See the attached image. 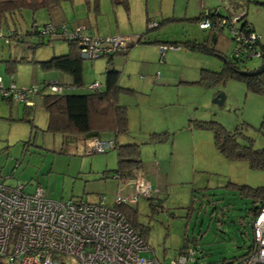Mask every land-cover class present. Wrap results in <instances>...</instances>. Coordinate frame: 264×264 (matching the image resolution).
<instances>
[{"label": "rangeland", "instance_id": "obj_1", "mask_svg": "<svg viewBox=\"0 0 264 264\" xmlns=\"http://www.w3.org/2000/svg\"><path fill=\"white\" fill-rule=\"evenodd\" d=\"M209 1L63 0L61 8L69 26H84V32L91 31L95 37L119 35L126 38L127 45L132 43L136 33L148 29L147 16L157 22L175 14L177 19L167 20L158 29L148 32L150 37L161 38L160 43L181 44L178 39L184 36L201 39L206 35L207 31L200 28L198 22L186 19L188 15H184V11L187 8L190 15L198 14L205 10L201 7L203 2ZM243 1L246 18L264 37V0ZM22 15L15 24L8 19L7 26L0 31V77L4 87L13 83L17 87L39 83L41 88L44 81L54 80L52 73L42 70L34 61H22L17 63L12 76L5 71L2 59L10 56L45 59L65 54L69 50L68 42L54 37L49 43L30 47L29 43H16L6 37V32L15 27L24 31L34 19L38 23L48 19L44 9L34 14L24 10ZM227 29L218 31L220 38L215 47L220 55H230L234 47ZM141 46L134 45L128 55L114 57L115 64L121 68L120 82H133L138 90L119 95L128 105L129 135H120L117 139L139 143L142 159H148L145 160L148 165L156 151L160 167L154 164L147 168L152 177L158 173L161 176L162 171L174 166H185L189 170L185 179L193 174V180L187 182L165 183L162 178L161 183L152 184L153 190H160L154 192V196L162 200V206L156 210L145 198L138 200L135 205L138 221L149 227L146 242L150 251L143 255L155 256L161 263L168 264L187 238L197 248L196 262L191 264H222L223 260L246 253L253 242L251 199L241 195L231 184L264 185V169H252L246 161L226 160L213 144L212 131L195 126L192 120L213 119L229 130L246 123L247 127L240 130L250 137L254 148H264V95L248 91L245 83L237 79L210 86L194 82L199 79L201 69L220 70L222 59L215 53L182 46V51L168 49L160 56V47L164 45L154 42ZM262 61L252 56L241 65L252 70L264 63ZM105 64V56L83 59V84L65 88V92L86 93V84L95 80L104 88ZM49 92L46 86L35 93L29 112L23 102H8L0 97V182L9 185L21 182L26 193L40 184L45 195L57 201L94 202L102 197L105 203L112 204L118 192L127 195L132 190L130 180L119 181L114 175L102 177L106 166H116L114 149L85 153L79 148L78 152L69 153L61 134L45 131L48 115L42 95ZM218 92L225 94L222 104L212 101ZM154 131H165L168 138L148 142L149 134ZM191 167H194L192 171Z\"/></svg>", "mask_w": 264, "mask_h": 264}, {"label": "built area", "instance_id": "obj_2", "mask_svg": "<svg viewBox=\"0 0 264 264\" xmlns=\"http://www.w3.org/2000/svg\"><path fill=\"white\" fill-rule=\"evenodd\" d=\"M241 16L205 17L198 25L201 28L227 26L234 42L231 52L235 57H260L255 43L259 35L237 27ZM155 24L151 20L148 26ZM84 28L78 24L47 23L40 30L42 34L63 36L73 42L83 59L100 57L127 45L125 37H95L84 32ZM46 86L56 93L67 88L57 80L46 82ZM86 87L96 89L100 84L93 81ZM38 90L37 84L17 87L13 83L4 87L0 78V94L9 95L16 102L31 105V97ZM86 137L82 139L85 153L104 152L115 143L114 140ZM131 183L132 190L127 195L118 192L114 202L107 204L102 197L94 202L57 201L47 197L40 184L26 193L20 182L14 185L0 182V264H163L155 256L143 255L150 247L139 228L134 227L117 207L120 204L134 206L140 198L154 196L158 189L153 190L140 171H135ZM251 227L253 242L248 253L233 260L232 264H264V205L253 214ZM196 253V245L188 243L168 264H191L196 262Z\"/></svg>", "mask_w": 264, "mask_h": 264}, {"label": "trees", "instance_id": "obj_3", "mask_svg": "<svg viewBox=\"0 0 264 264\" xmlns=\"http://www.w3.org/2000/svg\"><path fill=\"white\" fill-rule=\"evenodd\" d=\"M62 2L63 0H0V31L7 26L8 19L12 20L15 24L18 18L23 16L22 13L24 10H30L34 14L36 11L44 9L48 16V20L44 23H38L34 19L31 25L24 31H19L16 27L11 29L6 32V37H10V39H13L16 43H29L30 47L49 43L54 37H60L67 41L69 46L67 53L53 55L52 57L45 59H33L32 57L26 59L23 56L18 58L15 56L13 58L11 56L6 59L3 58L2 61L5 63V71L8 74L13 76L17 63L22 61H34L46 72L58 71L70 75L72 79L70 88L73 86L78 87L83 84V58L78 55L76 45L65 39L63 36L42 34L40 30L41 27L47 23H52L54 25L67 23L62 14ZM243 2L244 1L241 0H231V3L233 4H243ZM206 11L207 12L205 13V10H202L198 16L186 19L199 22L205 17L210 19H215L216 17H233L230 15H222L217 9H207ZM173 19L174 17L162 18L160 21L155 22L156 24L154 26L148 27V29H153L155 27L159 28L165 21ZM239 20L241 21V24L238 25L236 22L237 27L246 31H254L251 25L246 21L245 13L239 18ZM223 27L203 29L216 34ZM144 33L145 32L140 34L137 41H141L146 34ZM211 41L185 40L181 41V44L175 42L169 43V45H180L188 50L210 52L220 56L222 59L220 70L213 71L210 69H201L199 79L194 82L203 86H210L219 82H224L227 79H237L245 83L248 91L264 95V76H262V73L245 74L240 72V70H250L241 65V63L248 58L235 57L233 52H231L230 55H220L221 53L215 48V45ZM151 42L164 45L163 43H160L159 40H152ZM255 43L260 50V58L264 60V44L261 43L260 38L257 39ZM128 47L129 46L126 45L125 48L111 51L106 55L111 56L115 52H126ZM111 58L112 57H108L107 62H109ZM12 76L11 80H14V77ZM104 76V88L100 86L96 89H89L88 92L81 94L66 93L65 90L62 93H56L49 90V93L43 94L42 102L48 115L45 131L59 133L62 136L70 135L75 137L85 136L92 133H96L99 136L111 135L115 142L112 149L116 152L117 166L113 169L103 171L102 177L114 175L123 181L127 179L131 180L134 177L135 171L143 169V162L140 157L141 152L139 143H123L117 141L118 136L126 135L129 131L127 106L119 103L118 98L122 93L133 94L135 90L119 85V70L113 67H107L104 70ZM0 78L2 80V77ZM37 85L39 88L38 92H41V90L46 87V82H43L41 88L39 83H37ZM63 85L66 86L67 84L63 83ZM0 97L6 99L8 102L13 101L9 95L0 94ZM24 105L28 112L30 108L33 107L32 104L27 105L24 103ZM28 120L32 123L30 118H28ZM192 122L199 128L210 129L212 131L213 144L226 160L246 161L248 166L252 169H264V148H254L250 137L244 135L240 130V127H247L246 123H242L240 126L229 130L222 123L213 119H193ZM32 126L35 125L32 123ZM164 132L165 131H154L150 133L148 142L155 143L167 139L168 134H165ZM106 151L107 150L104 152ZM231 185H234L241 195L251 199L252 215L257 209L264 205V185L257 187L236 183ZM145 199L155 210L162 206V200L158 197L150 196ZM117 207L125 214L134 227L139 228L141 236L146 240L149 227L138 221L137 207L128 204H120L117 205ZM185 239L186 240L178 253L182 252L187 244L191 242L190 239ZM247 253L248 252L246 251V253L229 260L233 261ZM226 261L228 260L226 259L222 262L224 263Z\"/></svg>", "mask_w": 264, "mask_h": 264}, {"label": "crops", "instance_id": "obj_4", "mask_svg": "<svg viewBox=\"0 0 264 264\" xmlns=\"http://www.w3.org/2000/svg\"><path fill=\"white\" fill-rule=\"evenodd\" d=\"M241 1H243V0H241ZM201 7H204L205 8V10H207V9H209V10H213V9H217L222 15H230V16H234V15H238V14H241V15H243L244 13H245V19H246V21L251 25V27L253 28V30L255 31V33H259L260 34V32H258L257 30H256V27H255V25L249 20V19H247L246 18V10H245V8L243 7V5L241 4V3H236V4H233V3H231V0H218V2L217 3H215V2H213L212 0H210L209 2H207V3H204L203 2V4L201 5ZM221 8H222V10H221ZM174 6H173V9H172V11H173V14L175 13L174 12ZM201 11L202 10H200L199 12H198V14H194V15H190L189 13H187V8H186V11H184V15H188L186 18H193V17H195V16H198L200 13H201ZM179 14L180 13H177L176 15L177 16H179ZM175 15V14H174ZM174 15H172L174 18H175V16ZM171 16V17H172ZM166 18V17H165ZM48 20V19H47ZM46 20V21H47ZM151 20H153L154 22H155V20L153 19V18H150L149 16H147L146 17V19H145V22H148L149 23V21H151ZM46 21H44V22H46ZM190 21V20H189ZM43 22V23H44ZM158 22V21H157ZM191 22H195V21H191ZM237 24L238 25H240L241 24V21L240 20H238V22H237ZM72 25V24H71ZM88 26V25H87ZM201 28V27H200ZM225 27H223L219 32H221V31H223V29H224ZM88 29H89V26H88ZM156 30V27L155 28H153V29H147V28H145L143 31H140L138 34L136 33L135 34V36L136 37H134L133 39H131L132 41V43L130 44H128V50L126 51V52H115V53H113L111 56H109V55H101L100 57H103V56H105L106 57V64H105V69L107 68V67H113V68H115V69H117V70H119V76H120V73H121V68H119L116 64H115V62H114V57H115V55H118V54H122V55H128V52H129V50L132 48V46H134V45H136L137 47H143V46H141V45H143V43H145V44H149V43H154V42H151L152 40H158V39H161V38H158V36L157 35H153V37H150V33L148 32V31H151V30ZM158 29V28H157ZM203 29V28H202ZM203 30H206V29H203ZM229 29H227V31H228ZM207 31V33H206V35H203V37L201 38V39H197V38H190V37H187V36H184L185 38L184 39H178V40H180V41H185V40H197V41H211V39H212V37H213V39H212V43L215 45L216 44V42H218L219 41V38H220V34H218V32L216 33V34H213L211 31H209V30H206ZM91 35H93L92 33H91V31H88ZM143 32H145L144 34V37L141 39V41H137V39L140 37V34L141 33H143ZM230 34V33H229ZM258 34V35H259ZM231 37V36H230ZM259 38H260V41H261V43L262 44H264V37H262V35L260 34L259 35ZM232 39V38H231ZM177 40V39H176ZM164 45H166V47L165 48H161L160 47V56H161V54L163 55L164 53H165V51L166 50H168V49H179V50H183L181 47L182 46H180V45H177L176 47L174 46V47H172V45H169V43H163ZM157 45H160L159 43H157ZM216 48V47H215ZM62 52H65V51H62ZM185 53H187V52H185ZM231 53V52H230ZM224 55H227V54H224ZM108 57H112L111 58V60L109 61V62H107V58ZM104 69V70H105ZM48 73H52L51 75V77L52 78H54V79H57L61 84H67L66 86H67V88H69V89H72V88H70L71 87V82H72V79H71V76L70 75H68V74H66V73H62V72H56V71H47ZM166 76V75H165ZM153 77H154V75H153ZM156 77H158L157 75H156ZM11 78V77H10ZM14 80H15V78H14ZM13 80V81H14ZM96 81V80H95ZM181 81V80H180ZM15 82V81H14ZM93 82V81H92ZM99 84H100V86L102 87V85H101V83L99 82V81H97ZM147 83L149 82V80L148 81H146ZM151 82V81H150ZM118 83H119V85H121V86H123V87H127V88H130V89H133V90H135V91H137L138 92V90H137V88H136V86L134 85V83L133 82H129L128 81V83L127 84H125V83H121L120 82V77H118ZM89 84V83H88ZM87 85V84H86ZM86 89H87V87H86ZM88 91H89V89H87ZM120 97L121 96H119V98H118V101H119V103H121V104H124V105H127L125 102L126 101H121L120 100ZM32 100V99H31ZM32 102H33V100H32ZM34 103V102H33ZM32 103V104H33ZM127 107H128V105H127ZM128 110V109H127ZM127 115H128V112H127ZM129 120V119H128ZM105 134V133H104ZM128 135H129V132L127 133ZM62 136V135H61ZM91 137V136H94V137H97V138H99V139H101V140H114L113 138H112V136L111 135H104V136H99V135H97L96 133H92V134H88V135H85L84 137ZM125 136V135H124ZM86 137V138H87ZM119 141H121L120 139H118ZM62 141H63V143L66 145V152H69V153H76V152H78V149L79 148H81V149H83V140H82V138L80 137V136H70V135H66V136H62ZM122 142H124V141H122ZM140 152H142L141 150H140ZM153 157L152 156H150V159L151 158H153V161H149L150 162V164L148 165L147 163H145V160H148V159H142V155H141V153H140V157H141V160H142V162H143V169H141L140 170V173H141V176H142V178L147 182V183H149L150 185H152V184H159V183H161V179L163 178V181L165 182V183H172V182H179V181H185V182H187V180H193V174L191 173L190 174V176H189V178L188 179H185L186 178V175H188V171L189 170H186V167L185 166H183L182 168H180L179 166H174V167H172V168H169V170L167 171V170H165V171H162V175L160 176V174L158 173V176H155V177H152V174L151 173H148V171H147V168L148 167H150V166H154V164L156 165V167H160L159 166V159L158 160H156V157H157V153H156V151H154L153 152ZM155 162V163H154ZM116 166H117V162H116ZM116 166H114V167H111V168H109L108 166H106L104 169H103V171H105V170H109V169H113V168H115ZM193 168L194 167H191V171L193 170ZM5 176H8V175H5ZM117 178V177H116ZM154 178H155V180H154ZM119 181H123V180H121V179H119V178H117ZM127 180H129V179H127ZM127 180H125V181H127ZM131 181V180H130ZM9 185V184H8ZM153 186V185H152ZM156 189V188H155ZM157 192H160V190H158ZM156 194V193H155ZM155 197H158V195L157 196H155ZM159 198V197H158ZM138 203V202H137ZM194 244V243H193Z\"/></svg>", "mask_w": 264, "mask_h": 264}, {"label": "water", "instance_id": "obj_5", "mask_svg": "<svg viewBox=\"0 0 264 264\" xmlns=\"http://www.w3.org/2000/svg\"><path fill=\"white\" fill-rule=\"evenodd\" d=\"M240 72L245 74H258L264 72V63H262L260 66L253 70H240ZM225 99V94L223 92H218L213 98L212 101L217 104H222ZM223 264H232V261L228 260L224 262Z\"/></svg>", "mask_w": 264, "mask_h": 264}]
</instances>
